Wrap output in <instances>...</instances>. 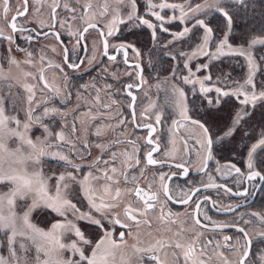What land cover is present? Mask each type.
<instances>
[{"label": "snow or ice", "instance_id": "snow-or-ice-1", "mask_svg": "<svg viewBox=\"0 0 264 264\" xmlns=\"http://www.w3.org/2000/svg\"><path fill=\"white\" fill-rule=\"evenodd\" d=\"M76 2L79 3V0ZM245 3L246 0H212V2L203 0V3H197L193 8L191 3L185 7L183 4L168 3L167 0H146L145 7L150 15L145 18L138 14V0H127V4L124 0H116V4L123 7L111 9L109 31L105 33L101 30L100 34L104 37L103 55L108 56L107 36L113 34V25L117 23L143 25L153 30L152 36L155 38L156 30L165 21V16H162L157 9H172L174 12L178 10L180 15L178 17L173 15L171 19H178L181 24L186 25L182 31L172 34L174 41L199 30L200 43L193 55H196V52L209 55L205 47L212 44L219 45L218 55L243 57L246 69L243 82L236 81L239 86L235 90L217 87L216 97L205 95L207 106L203 104L199 106L203 108V115H200L195 103L188 100L183 88L173 84L169 97L170 107L179 119H173L172 123L173 126H178L186 121L201 130L203 140L200 147L205 153V169L207 162L213 159V152L233 144L237 134H240L241 143L244 144L243 154L247 171L242 173L234 163L227 165L226 170L245 176L247 181L264 182V126L258 129L252 125L246 127L255 110L264 108V79L257 81L258 76L264 77V33H252L242 39L238 45L230 43L234 21L233 6H243ZM23 4V9H18L17 14L12 17L10 27L13 33L25 30L23 27L18 28L16 23L19 16L27 15L28 0H23ZM3 5L2 12L6 19V14L10 10V0H3ZM59 7L58 0H53V19ZM64 7L73 13L76 11L75 6L69 3H65ZM83 7L91 9L92 6L91 3H86ZM210 13L219 15L224 20V30L219 34L211 26ZM101 15H109L107 3ZM152 17L161 24L157 25ZM86 23L87 27L82 30L85 33L89 28L97 27L94 23ZM163 30L168 31L166 27ZM2 35L3 28H0V37ZM6 39L10 43L13 42L11 35ZM27 39L31 41L33 37L29 35ZM76 39L79 45L82 36L78 33ZM80 47L82 48L83 45ZM120 48H132L134 52L137 51L133 45L122 44ZM27 55L29 59L23 62L15 57H9L8 66L19 68L21 63L33 64L32 54ZM110 59L115 60L116 57L111 56ZM65 63L72 68L79 66L69 63L67 49H65ZM29 78L37 79L32 72H25V79ZM173 78L175 79V70H173ZM44 79L41 73L39 80ZM183 83L195 84V81L191 78H183ZM44 86L56 97L64 96L62 102H67V94L62 93L59 87L52 89L47 83ZM19 87H23L24 93L27 94L26 99L22 101L18 100L21 96ZM133 87V84L127 85V89ZM14 88L17 90L13 91ZM34 88L35 85L30 83L19 86L13 84L5 74L4 67H0V248L4 249V252L0 253V264H211V257L207 253L212 243L211 239H203V234L195 228L189 229L186 222L181 223L178 228L172 227L176 224L173 216L178 214H173L168 209L169 202L187 204L190 199L189 197L177 200L171 195L168 181L179 177V172H159L158 182L157 176H153L149 181L147 170L140 167L141 158L138 157L133 162L130 155L122 154L125 158L121 159L115 152H111L110 159L97 158L89 164L85 174L82 165L75 159L77 155H80L81 160L85 159L84 152L77 147L80 130L75 121L79 118V109L69 129L66 113L61 112L57 107H49L50 100H45L44 107L37 112L40 102L36 100ZM201 91L208 93L210 89L201 83ZM127 94L132 97L130 107L133 108L135 121L136 97L130 91ZM226 96H234L242 107L232 113L224 127L214 130L213 123L216 121V116L213 110L219 111L221 97ZM99 100V96H95L93 106L83 115L90 116L91 120L106 115L107 113L93 112V107L95 103H99ZM21 102L26 104V107L21 108ZM102 107L109 109L111 105L103 104ZM21 111H23L22 117ZM10 112H15L16 115H10ZM154 114L155 124L161 125L165 118L163 113L158 109ZM57 116L62 121V125H58L60 126L58 132L45 123L46 120ZM115 119L117 124L124 123L119 118ZM136 126L142 127L140 124ZM146 127L150 129L146 144L153 147L143 159L146 160L147 165H162L164 161L154 158V153L160 151V141L152 136L156 127L152 124ZM34 129L39 135H33ZM96 134H100L99 128ZM10 140L16 143L14 148L9 146ZM129 142L135 144L134 138ZM112 143L117 144L119 141ZM65 146H68V154L63 151ZM98 146L103 147V145ZM81 147L86 151L90 143L85 142ZM105 151L107 152V149ZM237 155L240 153L237 152ZM48 159L62 162L64 170L50 174L45 170ZM117 160L120 163L119 167L116 165ZM173 166L182 169L184 176L187 177L188 170L185 163H176ZM209 187L216 185L209 184ZM233 194L246 195V190ZM81 195L88 201L86 212L74 202ZM195 207L199 210L201 205L197 203ZM229 210L234 211L231 207ZM41 212L53 213L60 219L51 222L48 227L41 226L35 222V216ZM251 215L259 222V226L264 228V215L257 212ZM80 221L89 225L95 235L85 230ZM243 222L253 223L251 220ZM195 224L202 226L199 219L195 220ZM218 227H235L241 234L237 238L238 246L230 243L226 245L231 256L236 257L235 260L223 252L218 253L222 264H264V247L255 246L256 242H264V231L257 232L254 241L249 229L240 227L239 222L233 225L221 224ZM224 239L231 241L233 238L226 235ZM65 253L71 255L67 256Z\"/></svg>", "mask_w": 264, "mask_h": 264}, {"label": "flooded vegetation", "instance_id": "flooded-vegetation-1", "mask_svg": "<svg viewBox=\"0 0 264 264\" xmlns=\"http://www.w3.org/2000/svg\"><path fill=\"white\" fill-rule=\"evenodd\" d=\"M58 2L60 7L57 8L55 19H53V0H28L27 15L19 16L16 21L18 28L23 27L25 30L13 33L10 27L11 20L17 14L18 9H23V0H10V10L6 14V19L2 12L3 0H0V28H3L0 43H3V46L12 53L32 54V66L38 75V82L42 89V92L38 94L39 98L36 94V100L40 102V108L37 109V112L44 107L45 100H50L49 107H57L61 112L66 113L67 126L70 129L74 123L73 117L77 115V109H79L80 115L75 121L80 130L77 147L80 148L81 152H84L85 159L81 160L80 155H77L75 159L78 164L82 165L85 173L88 171V165L92 163L87 165L84 163L91 160L96 141L93 142L94 138H92V142H89L90 147L86 151L81 146L85 143L83 139L86 132L94 135L100 128L98 121L104 124H112L120 138L119 143L114 144V147L105 148L107 152L104 150L103 156L110 155L116 148L115 146L123 142L125 151L132 157L133 162L138 157L141 158L140 167L147 170L149 181L152 180L153 176H157L158 182L159 172H179V177H174L168 181L171 195L177 200L189 197L190 199L187 204L169 202L168 209L173 214H178L173 216L176 224H173L172 227L178 228L181 223L186 222L189 229L195 228L202 233L203 239H211L212 243L207 249V253L211 257V264H222L218 255L220 252L235 260L236 257L231 256L226 245L230 243L233 246H238L237 238L241 234L235 227L221 228L218 225H233L239 222L240 227L249 229L250 236L255 241L259 230H254L255 227L251 228L253 224H257L254 221L256 218L251 213L260 211L254 207L259 204L260 196L264 191V182L247 181L243 175L234 171L228 172L226 167L230 163L239 167L242 173L246 172L244 157L223 154L220 150L213 152V159L207 162L205 169V153L200 147L202 139L196 131V128H199L186 121L181 122L178 126H173V119L178 120L179 117L171 107L163 106V102L170 103L168 99L166 101L161 96L160 100H155L158 102H155V109L152 107L150 111L142 108V106L147 105V101L143 99L145 98L143 95L144 87H150L143 80L147 77L148 83V78H155L156 69H151L146 64L142 53L139 52L140 62L132 61V48H120L122 44L133 45L128 40V23H120L118 29L112 28L113 34L107 36L108 56L103 55L104 37L100 33L101 30L105 33L109 31L108 18L111 16V9L117 5L116 0H98L96 3L91 0H79V3L76 0H58ZM65 3L74 5L75 13L66 10ZM86 3H91V9L83 7ZM106 3L109 6V15L102 16L101 13ZM86 22L94 23L97 27L89 28L85 33L82 30L87 27ZM78 33L82 36L79 45L76 39ZM10 35L13 38L11 43L6 39ZM29 35L33 37L31 41L27 39ZM80 45L83 47L81 48ZM65 49L68 51L69 63L78 64L77 68L69 67L65 63ZM135 49L137 48L135 47ZM125 52L127 53L126 56ZM111 56H115L116 59H110ZM128 67L139 70L136 83L128 82ZM41 73L45 78L44 80H39ZM45 83L52 89L59 87L62 93H66L67 102H62L65 99L64 96L56 97L53 92H50L49 88L44 86ZM128 84H133L134 87L127 89ZM129 91L136 97L134 104L135 121L133 120V108L130 107L132 97L127 94ZM97 95L100 100L99 103H95L93 112L107 113L100 115L98 121L87 119L83 115L86 111L88 112L89 107L93 106L94 98ZM103 104L111 105V108L104 109ZM158 104L162 106L160 107ZM158 109L165 117L161 125L155 124L154 113ZM193 114L195 115V112ZM115 118L123 120L124 123L117 124ZM45 123H48L51 128H55L57 132L60 131L58 125H62L59 116L46 120ZM85 124H89L87 128L84 127ZM137 124L142 125V127H137ZM148 124L156 127L152 136L160 141V151L154 153V158L158 161H164L162 165H147L146 160L143 159L153 147L146 144L150 132V129L146 127ZM173 136L180 137L183 140L182 143L186 144V149L179 148V153H171L169 143ZM133 138L135 144L129 142ZM134 150L135 154H133ZM63 151L68 154V146H65ZM178 154L179 157L176 158L175 156ZM48 160L49 163L62 167V162ZM176 163L186 164L187 177L184 176L182 169L173 166ZM209 184H215L216 187H209ZM197 189L199 190L197 191ZM227 189H231V191H227ZM244 190H246V195L233 194ZM197 203L201 205L199 210H196L195 207ZM229 207L234 211H230ZM196 219L201 221L202 226L195 224ZM245 220H251L253 223L245 224L243 222ZM226 235L233 239L225 241ZM239 243H243V241H239ZM218 245L220 247H217ZM255 246L257 248L264 247V242H256Z\"/></svg>", "mask_w": 264, "mask_h": 264}, {"label": "rangeland", "instance_id": "rangeland-1", "mask_svg": "<svg viewBox=\"0 0 264 264\" xmlns=\"http://www.w3.org/2000/svg\"><path fill=\"white\" fill-rule=\"evenodd\" d=\"M90 1V0H89ZM92 2L96 3L98 0H91ZM168 3H176V4H183L185 5V7H187V5L189 4V0L187 1H181L178 2V0H167ZM209 2H212V0H209ZM124 3L127 4V0H124ZM146 4V0H138V14L144 16L145 18H147L150 13L148 12L147 8L145 7ZM114 7H123L122 5H116ZM157 11L160 12V14L162 16H165V21L163 23V25L156 30V36L155 38L152 40V42H157V38L158 37H162L163 34H167L169 36V38L166 41L162 42V45H166V46H170L173 44V33H178L179 31H182L184 28V25H182V27H180L179 30L176 29H171V27L176 24V23H180V21L178 19L176 20H172L171 18L173 17V15L175 16H179L180 12L178 10H176L175 12L172 9H157ZM190 15H192V13H190ZM108 25H109V21L112 19V16H109L108 18ZM152 20L157 24L160 25L161 22L160 21H155V18L152 17ZM170 21V22H169ZM120 23H117L115 25L112 26V28H117L119 26ZM167 28L168 31H164V28ZM130 31H134L135 33L139 34V32L144 31L147 36H152V29H148L146 26L143 25H137L135 23H128V32ZM129 37V36H128ZM153 37V36H152ZM155 46L157 45V43L154 44ZM179 46V45H178ZM137 51L133 53H131V60L132 61H141V57L139 56V54H137V52H140V49H136ZM176 54H178L177 52L179 51L181 53V55L183 56L184 52L180 49H176ZM205 51L209 52V55H204L203 52H196V55H193V53H191V56L186 55L187 53H185L184 58H180L178 57V55H175V52H173V50H169L168 53L170 55V57H175L174 59V63L173 65L168 69L167 72L163 73V69L162 66H160L159 70H155V78L151 79L148 78L149 81L147 83V77L144 78V82L145 84H149L150 87H144V97L143 99H145L147 101V105L142 106V108L147 109V111H150V108L152 109V107H156V103H158L155 100H160V97L163 96L165 98V100L167 101V99L169 100V97L171 96V89L173 84L180 86L183 88V90L186 92L188 100L190 101V96L192 94H194L197 90L201 91V83L205 86L208 87L210 89V91L208 93H203V95H207L208 97H216L217 93L215 91V89L217 87L222 88V89H229V90H235L239 85L237 83H235L236 81L239 82H243V78L242 79H238L236 78L232 72H229L227 70L222 71V74L219 75H214L211 77V79H207V77L210 76H205V71H202L201 74L199 75L198 73H200L202 67L200 64L196 65V62L194 61L195 59H201L203 57H205L206 60H204L201 64L202 65H208L210 62L214 61V60H218L224 56H228V55H218L217 54V49L216 50H211L210 51V45L205 47ZM141 53L144 55V59L146 60V64H148L150 66V68L152 69V63H154L153 58L155 57H151L150 55L148 56L147 54H145L142 50ZM147 56V57H146ZM237 56V55H235ZM9 57H15L17 60L19 61H25L28 60L29 57L28 55H20L17 54L15 52H11L9 51L5 46H3V43H0V67H4L5 69V74L9 76L11 82L15 85H23L25 83H30L32 85H35L34 91L36 92L37 96L38 94H40L42 92V89L39 85L38 82V75L36 72H34V67L29 64H25V63H21L20 67L17 68L15 66H8V59ZM241 57V56H240ZM244 61V58L241 57ZM209 61V62H207ZM245 64V62H244ZM182 65V70H180L178 67ZM185 65H187V67H185ZM173 70H175V79L173 78ZM191 70V71H190ZM204 70V69H203ZM25 72H32L37 79L32 80L31 78H29L28 80L25 79ZM139 74V70L132 68L130 69L128 67V82H134L136 83L137 81V75ZM246 74V72H245ZM229 76L231 77L229 79ZM245 76V75H244ZM183 78H191L193 81H195V84L189 83V84H185L183 83ZM17 89L14 88L13 91H16ZM19 92L21 93V96L18 98L19 101H22L24 99H26L27 94L24 93L23 91V87H19ZM148 94V95H147ZM227 97V96H226ZM234 97V96H233ZM39 98V96H38ZM225 98V97H221V100ZM235 98V97H234ZM149 101H154V102H149ZM160 107L162 106L161 104H158ZM21 108L26 107V104L24 103H20ZM163 106H168L170 107V103L168 102H163ZM191 107V104H190ZM240 107H242L240 105ZM155 109V108H154ZM87 112V111H86ZM10 115H16L15 112H10ZM21 117L23 116V111L20 112ZM87 119H91L90 116H86ZM97 121L100 120V117L98 119H96ZM97 124V123H94ZM89 124H85L84 127L87 128ZM98 125H99V131L100 134L97 135V131L94 133V135H91L90 132H86V135L84 136L85 138L83 139V141L85 142H92V138L93 142H95V147L93 150V155L91 157V160L86 161L84 164L87 165L88 163H93L97 158H102V160H108L110 159V155L108 156H103V151L105 150V148L107 147H114V144L112 143L113 141H117L119 140V136L117 135L116 132V128H114V126L112 124H104L101 123L100 121H98ZM108 128V129H107ZM219 130V129H217ZM196 131L198 133V135L201 137V139L203 140V134L201 132L200 129L196 128ZM116 132V133H115ZM115 133V134H114ZM33 135H39V132H37L35 129L33 130ZM90 135V136H89ZM94 136V137H93ZM102 137V138H101ZM128 137V135H127ZM183 140L178 137V136H173L171 142L169 143V151L172 153H179V148H185L186 149V144L182 143ZM98 145H103V147H99ZM185 145V146H184ZM9 146L10 147H15L16 143L13 141H9ZM116 148H114L113 152H115L117 154V156H119L121 159L125 158L124 155L122 154H127L125 151V144L122 142L121 144H118L117 146H115ZM128 155V154H127ZM166 155V154H165ZM176 158L179 157V154L177 156H175ZM118 161V162H117ZM116 161V165L117 167L120 166L119 160ZM236 162V161H235ZM231 164V163H230ZM244 164L246 165V160L244 159ZM46 171H48L50 174H54L60 171H63V167H59L56 166L54 164L49 163V160H47V164H46ZM87 174V173H85ZM54 191V189H53ZM77 203V206L82 210V211H88V201L87 199H85L83 197V195L78 196L75 201ZM262 203V206L260 205ZM260 211H257V213H260L262 215H264V191L262 192L260 199H259V204L254 207ZM60 218L58 216H56L53 213H46V212H41L39 214H37L35 216V222H38L41 226H45L48 227L50 226L51 222H55L56 220H59ZM255 223L257 224H253V227L251 226V228H254V230H259V231H264V228H261L259 226V222L256 221V219L254 220ZM81 224V226L87 230L89 233H91L92 235H95V233L92 231V228L85 224L83 221L79 222ZM67 238V237H66ZM118 239V237H117ZM4 249L0 248V253H3ZM65 255L70 256V253H65Z\"/></svg>", "mask_w": 264, "mask_h": 264}, {"label": "trees", "instance_id": "trees-1", "mask_svg": "<svg viewBox=\"0 0 264 264\" xmlns=\"http://www.w3.org/2000/svg\"><path fill=\"white\" fill-rule=\"evenodd\" d=\"M181 1L187 0H178V2ZM189 3H191L192 7L195 8V5L197 3H203V0H189ZM233 16L234 21L230 39V43L233 45H238L242 39L252 33H264V0H246V3L243 6H233ZM210 17L211 26H213V28L216 29L217 34H219L224 30L223 18L214 13H210ZM182 25H184V27L186 26L185 24L176 23L171 27V29L179 30ZM198 32L199 30L183 39L173 40V44L170 46L162 45V42L169 38L167 34H163L162 37H158L157 42H152L154 38L152 36H147L144 31L139 32V34L134 31H130L128 32V40H130L137 49H140V53L142 50L148 56L150 55L152 58L155 57L153 58V61H155L152 63L153 68L159 70L160 66H162V72L165 73L174 63V59L170 57L168 51L173 50L175 55H178L181 59L184 58L185 53H187L186 55L191 56V53L196 50L197 45L200 43ZM155 43H157L156 46L154 45ZM218 47L219 45L210 44V51L216 50ZM175 48L182 50L184 55L182 56L179 51L177 52L178 54H176L177 50H175ZM204 60H206L205 57L195 59L194 61L196 62V65L200 64L202 66V62ZM178 68L182 70L183 67L181 65ZM225 70L232 72L238 79H242L246 72L244 61L240 56L228 55L210 62L207 67L202 68L198 74L200 75L202 71H205V76L212 77L214 75L222 74V71ZM262 79H264V77H257L258 82ZM190 102L195 103L201 115L204 114L203 108L199 107L201 104L205 107L207 106V101L204 100L202 91L197 90L194 94H192L190 96ZM239 108L240 104L233 96L223 98L222 103L219 106V111L213 110L214 115L216 116V121L213 123L214 130L224 127L228 123L232 113ZM248 125H252L257 129L264 126V108H257L255 110L251 119L247 122L246 127ZM243 150L244 144L241 143V135L237 134L236 140L233 144L224 147L220 151L221 153H225L230 156L244 157ZM237 152H239L240 155H237ZM260 205L262 206V203Z\"/></svg>", "mask_w": 264, "mask_h": 264}]
</instances>
